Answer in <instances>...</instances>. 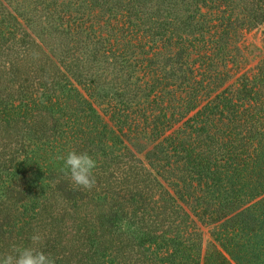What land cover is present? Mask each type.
<instances>
[{
  "label": "trees",
  "instance_id": "1",
  "mask_svg": "<svg viewBox=\"0 0 264 264\" xmlns=\"http://www.w3.org/2000/svg\"><path fill=\"white\" fill-rule=\"evenodd\" d=\"M261 25L264 0H0V256L264 264V60L228 83Z\"/></svg>",
  "mask_w": 264,
  "mask_h": 264
},
{
  "label": "clouds",
  "instance_id": "2",
  "mask_svg": "<svg viewBox=\"0 0 264 264\" xmlns=\"http://www.w3.org/2000/svg\"><path fill=\"white\" fill-rule=\"evenodd\" d=\"M56 159L63 161L62 171L70 176L75 185L88 190L95 186L93 170L97 163L89 154L70 151L66 156H58ZM43 238V235L37 232L31 236V241L33 245H38ZM0 264H55V259L39 247L30 246L17 248L13 253L0 256Z\"/></svg>",
  "mask_w": 264,
  "mask_h": 264
},
{
  "label": "rangeland",
  "instance_id": "3",
  "mask_svg": "<svg viewBox=\"0 0 264 264\" xmlns=\"http://www.w3.org/2000/svg\"><path fill=\"white\" fill-rule=\"evenodd\" d=\"M240 56L238 65L234 69V76L228 83H233L234 80L245 74L252 76L256 72V66L264 60V26H258L254 29L246 31L240 40ZM202 234L203 249H207L212 238V225H200Z\"/></svg>",
  "mask_w": 264,
  "mask_h": 264
}]
</instances>
